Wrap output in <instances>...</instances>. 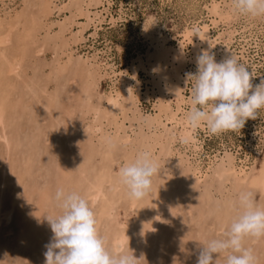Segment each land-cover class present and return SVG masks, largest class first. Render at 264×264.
<instances>
[{"label":"rangeland","instance_id":"374dc122","mask_svg":"<svg viewBox=\"0 0 264 264\" xmlns=\"http://www.w3.org/2000/svg\"><path fill=\"white\" fill-rule=\"evenodd\" d=\"M0 27V94L10 102L6 132L0 129V264H44L53 236L45 217L61 214L58 188L86 198L111 250L114 235L127 229L130 238L118 251L143 257L138 264H196L203 245L224 238L239 215L237 199H230L235 175L221 180L214 170L231 162L239 174L249 163V177L260 174L264 108L238 132L213 135L202 124L184 136L195 83L186 74L197 72L196 57L205 47L199 43L179 68V81L166 72L158 77L150 55L165 38L167 46H177L187 29L206 27L217 62L234 55L258 84L264 79V16L239 14L233 0H0ZM112 98L119 101L115 109ZM174 112L177 122L168 119ZM144 150L161 172L150 194L137 200L120 182L119 169ZM181 163L198 173L211 169L195 198L188 167L172 170L173 207L151 229L144 221L155 204L147 201L167 186L168 166ZM252 192L264 206L260 190ZM220 213L227 221L221 228ZM219 258L226 264L224 254Z\"/></svg>","mask_w":264,"mask_h":264},{"label":"clouds","instance_id":"9594fccd","mask_svg":"<svg viewBox=\"0 0 264 264\" xmlns=\"http://www.w3.org/2000/svg\"><path fill=\"white\" fill-rule=\"evenodd\" d=\"M233 6L241 15L264 16V0H233ZM196 65L195 74H186L188 80L195 81L193 106L186 116L191 128L203 124L210 134L219 135L238 132L248 120L257 119L264 108V79L253 85L255 74L234 55L217 62L210 49L200 51ZM160 172L150 152L144 150L120 167L119 179L130 198L139 200L150 194L152 178ZM54 199L61 214L45 217L53 236L45 245L44 264H138L143 258H136L130 249L113 251L108 247L99 234L94 211L80 194L58 188ZM237 206L239 215L224 238H214L203 245L196 264H218L222 254L226 264H256L254 250L245 247L244 241L264 238V206L256 203L252 191L240 192ZM213 254L218 258L214 259Z\"/></svg>","mask_w":264,"mask_h":264},{"label":"bare ground","instance_id":"6f19581e","mask_svg":"<svg viewBox=\"0 0 264 264\" xmlns=\"http://www.w3.org/2000/svg\"><path fill=\"white\" fill-rule=\"evenodd\" d=\"M47 5H48V1H47ZM50 3L48 5V7H50ZM219 5H214L213 9L216 10L218 8ZM47 7V6H46ZM45 7V8H46ZM47 7V9H48ZM80 7V5H79ZM46 9V10H47ZM51 9V8H49ZM85 9V8H84ZM3 10V9H2ZM43 10V8H42ZM76 10V9H75ZM218 10V9H217ZM80 12V11H79ZM213 12V11H212ZM216 13V12H215ZM29 14V13H28ZM21 15V14H20ZM23 15V14H22ZM25 16V15H24ZM22 17V18H26V17ZM18 17V16H15ZM21 18V16H20ZM19 18V19H20ZM16 19V18H15ZM14 19V21H16ZM6 20V19H5ZM11 20V19H10ZM18 20V19H17ZM23 20V19H22ZM19 21V20H18ZM17 21V25L18 24ZM3 22V21H1ZM10 22V21H9ZM16 23V22H14ZM21 23V22H20ZM3 24V23H2ZM13 25V24H11ZM14 26V25H13ZM28 26V25H27ZM4 27V26H3ZM8 27V26H7ZM16 27V26H15ZM30 27V26H29ZM1 28V27H0ZM10 28V25H9ZM17 28V27H16ZM33 28V27H32ZM31 28V29H32ZM13 29V27H12ZM199 29V28H197ZM206 29V27H204V30ZM202 29V31H195V28H189L185 31V33H183V39L179 40L178 45L177 46H170V45H166V38L159 44V46L157 47L158 51H152L153 53H151L150 58H153V65L151 68L156 69L157 71V75L158 77H161L165 74V72L169 75V76H176V80H180V74H179V68L181 66H183L184 62H186L188 59L191 60V53L194 52L197 47L198 44H203L202 47H205V49H208V45H209V39H207L206 35L204 34V31ZM12 31V30H11ZM206 31V30H205ZM15 32V31H14ZM27 32V31H26ZM32 32V31H31ZM10 33V32H9ZM13 33V31H12ZM200 33V34H197ZM209 35V34H208ZM4 38V37H3ZM7 40H9L7 38ZM159 43V42H158ZM212 44V43H211ZM212 46V45H210ZM156 47V46H155ZM154 47V48H155ZM199 49V48H198ZM204 49V48H203ZM188 50V51H187ZM6 52V51H5ZM156 58V59H154ZM16 63V62H15ZM187 64V63H186ZM142 66V65H140ZM15 68V67H14ZM153 72V71H152ZM154 73V72H153ZM90 74V73H89ZM156 74V73H155ZM156 77V76H155ZM164 77V76H163ZM172 79V78H170ZM175 80V81H176ZM124 86V85H123ZM2 87V86H1ZM176 85H174L173 89H176ZM126 89V88H125ZM124 89V90H125ZM86 90V89H85ZM121 90V89H120ZM6 92V91H5ZM8 92V91H7ZM124 92V91H122ZM121 93V92H120ZM127 93V92H125ZM131 93V92H130ZM10 95V94H9ZM124 95V93H123ZM6 96L5 93L2 96V94H0V129H2L3 132L5 131V116H6ZM124 97V96H123ZM122 97V98H123ZM127 97V96H126ZM130 97V96H128ZM8 99V98H7ZM124 99V98H123ZM111 100V99H110ZM112 102V107L115 109L116 106H118L119 101L117 100V98H112L111 100ZM10 103V102H8ZM169 106V105H168ZM50 107V106H49ZM51 108V107H50ZM19 109V108H18ZM109 109V108H108ZM97 110V109H96ZM110 110V109H109ZM110 112V111H109ZM168 119L177 122V118H176V112H174V115H171ZM180 121V120H179ZM184 128L182 129V133L184 136H189L192 133L193 128H191L186 120L185 122H182ZM181 124V123H180ZM100 127V126H99ZM98 128V127H97ZM99 129V128H98ZM2 137L5 139V141H7V134H3ZM146 142V141H145ZM148 145V144H147ZM170 152V150H169ZM231 163V162H229ZM229 163H225L226 165L223 168L214 170V173L216 175L219 176V178L222 180L225 177L231 176L229 175L230 172H234L233 174L235 175V181L233 182V187L230 189H233L232 191V197L230 198L231 200L238 199V194L242 191H253L254 188L260 190V192L264 195V164H263V168L260 171V174L257 177H249L251 175V171H252V166L251 164H244V166H242L243 168H238L241 169V173H237V168L236 166H232L233 163L229 164ZM244 163V162H243ZM184 167H188L186 168V170L188 171V178L191 180V184H190V189H191V196L194 197L196 195V193H198V191L201 188L202 182H203V178L207 177V173L209 172V170L211 169V164H209L207 166V169H203L200 171V173H198L199 171H196L197 168H192L188 165H184L183 163H181V165L179 164L178 166H168L167 169H170V173H169V179H168V183L167 186H165L164 190H159L158 192L155 193V196H153L151 198L150 201H147V204H152L154 203V213L151 217V215H149L150 217L145 219L144 221V225H147V223L149 222V224L147 225V227L149 226L151 229H157L159 227V224L165 214V211L167 209H172L173 207V199L170 198L169 200V195L170 193H172V189H171V185L173 186L172 182H171V177H172V173L173 171H179L182 170ZM179 169V170H178ZM214 169V167H213ZM173 170V171H172ZM198 170V169H197ZM229 173V174H228ZM175 174V173H174ZM238 174V176H237ZM167 176V175H166ZM174 176V175H173ZM220 180V181H221ZM230 182V181H229ZM171 184V185H170ZM224 182H220V190L218 191H222L224 186H223ZM214 185V184H213ZM197 188V189H196ZM101 189V188H99ZM99 191V190H98ZM101 192V191H100ZM98 192V193H100ZM231 192V191H230ZM174 193V191H173ZM204 193V192H203ZM207 193H209V190L207 191ZM20 194V193H19ZM99 195L96 194L95 198H97ZM206 196V195H204ZM155 197V198H154ZM195 198V197H194ZM193 198V199H194ZM3 199V198H2ZM206 199V198H204ZM208 200V198H207ZM218 200V199H217ZM221 200V199H220ZM4 201V200H3ZM3 201L0 199V209H2V205H3ZM97 201V200H96ZM200 201V200H199ZM213 201V200H212ZM204 202V201H203ZM221 202V201H220ZM223 202V201H222ZM225 202V201H224ZM230 202V201H229ZM196 203V202H194ZM220 204V203H217ZM224 204V203H222ZM227 204V201H226ZM232 203L230 202V205ZM4 206V205H3ZM110 206V205H109ZM143 206V205H142ZM200 206V205H199ZM220 206V205H219ZM233 206V204H232ZM194 207V206H193ZM210 207V206H209ZM199 208V207H198ZM207 208V207H206ZM12 209V208H11ZM202 209V208H201ZM219 209V208H218ZM4 210V209H3ZM117 210V209H116ZM115 211L114 206L112 205L109 208V211L107 212L109 215H112ZM201 211V210H200ZM203 211V210H202ZM205 211V210H204ZM203 211V212H204ZM213 211V210H212ZM8 212H10L8 210ZM191 212H193V209L191 210ZM207 213V212H206ZM205 214V213H204ZM221 214V215H220ZM217 216H221V219H219L220 225L219 227H223L227 221H225V217L224 214L220 213ZM7 221L11 220L12 218V210L10 213L7 214L6 216ZM143 220V219H142ZM3 221V216H2V211H0V225ZM146 227V226H145ZM150 229V230H151ZM220 230V229H219ZM152 231V230H151ZM150 231V232H151ZM131 234V233H130ZM149 234V233H148ZM128 237L129 236V232L128 230H124L121 232V230L119 232H117L114 237H113V242H114V246H115V251H118L119 249L123 248L124 246H126V243L128 241ZM246 243V247L252 248L254 250V254L257 257V261L256 264H264V238H260V239H253V238H246L245 241ZM256 243H260V246H256ZM215 256V255H214ZM218 258V257H217ZM224 262L218 258V264H223Z\"/></svg>","mask_w":264,"mask_h":264}]
</instances>
